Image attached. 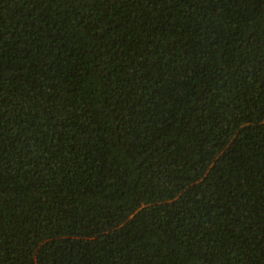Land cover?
<instances>
[{"label":"trees","instance_id":"16d2710c","mask_svg":"<svg viewBox=\"0 0 264 264\" xmlns=\"http://www.w3.org/2000/svg\"><path fill=\"white\" fill-rule=\"evenodd\" d=\"M0 264H264V0H0Z\"/></svg>","mask_w":264,"mask_h":264}]
</instances>
